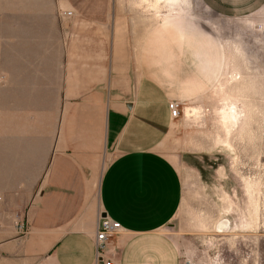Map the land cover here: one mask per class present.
Wrapping results in <instances>:
<instances>
[{"label":"rangeland","instance_id":"rangeland-1","mask_svg":"<svg viewBox=\"0 0 264 264\" xmlns=\"http://www.w3.org/2000/svg\"><path fill=\"white\" fill-rule=\"evenodd\" d=\"M178 18L209 30L225 63L205 96L178 102L162 142L182 181L164 231L183 264H264V6L222 17L200 0H0V204L2 192L33 179V146L42 151L74 123L85 64L132 62L148 25ZM232 112L237 121L224 126ZM113 156L104 149L100 173Z\"/></svg>","mask_w":264,"mask_h":264},{"label":"crops","instance_id":"crops-1","mask_svg":"<svg viewBox=\"0 0 264 264\" xmlns=\"http://www.w3.org/2000/svg\"><path fill=\"white\" fill-rule=\"evenodd\" d=\"M200 1L222 17L264 6V0ZM152 26L134 61L85 64L84 99L78 116L70 117L74 123L62 125L60 137H51L42 151L33 146V181L2 192L0 264H183L178 243L164 231L182 201L181 177L161 151L175 121L168 104L205 96L220 79L225 53L197 23L178 18ZM108 148L114 156L100 173ZM103 214L121 231L97 261Z\"/></svg>","mask_w":264,"mask_h":264},{"label":"built area","instance_id":"built-area-1","mask_svg":"<svg viewBox=\"0 0 264 264\" xmlns=\"http://www.w3.org/2000/svg\"><path fill=\"white\" fill-rule=\"evenodd\" d=\"M63 15L68 18L72 15V13L65 12ZM168 108L171 112L172 118H178L179 104L175 101L169 102ZM18 230L22 234L25 233V228L22 225L18 226ZM119 231H121L119 223L114 222L107 216L100 218L95 235V252L97 261L99 259L102 260V252L106 249L109 239L118 234ZM105 264H114V262L107 260Z\"/></svg>","mask_w":264,"mask_h":264},{"label":"bare ground","instance_id":"bare-ground-1","mask_svg":"<svg viewBox=\"0 0 264 264\" xmlns=\"http://www.w3.org/2000/svg\"><path fill=\"white\" fill-rule=\"evenodd\" d=\"M157 1H160V0H157ZM165 1H168V2H171V3H177L179 0H165ZM181 1H183V0H181ZM152 25V24H151ZM231 110V109H230ZM170 114H171V112H170ZM230 116V119L228 120V118L226 117V116H223L222 117V124L224 125V126H226L227 125V123H228V121H231V122H233V123H235L237 120V117H236V114H235V112H232V113H230L229 114ZM196 118H201L200 116H196ZM221 119V118H220ZM231 126V125H230ZM218 138V137H217ZM189 264H191L190 262H189Z\"/></svg>","mask_w":264,"mask_h":264},{"label":"water","instance_id":"water-1","mask_svg":"<svg viewBox=\"0 0 264 264\" xmlns=\"http://www.w3.org/2000/svg\"><path fill=\"white\" fill-rule=\"evenodd\" d=\"M104 216H105V214L102 215V217H104Z\"/></svg>","mask_w":264,"mask_h":264}]
</instances>
